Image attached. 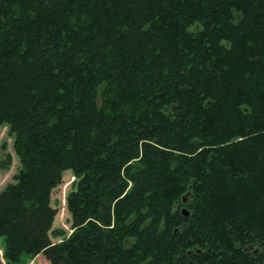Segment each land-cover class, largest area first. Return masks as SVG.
Wrapping results in <instances>:
<instances>
[{
    "label": "trees",
    "instance_id": "obj_1",
    "mask_svg": "<svg viewBox=\"0 0 264 264\" xmlns=\"http://www.w3.org/2000/svg\"><path fill=\"white\" fill-rule=\"evenodd\" d=\"M3 124L6 264H264V0H0Z\"/></svg>",
    "mask_w": 264,
    "mask_h": 264
},
{
    "label": "rangeland",
    "instance_id": "obj_2",
    "mask_svg": "<svg viewBox=\"0 0 264 264\" xmlns=\"http://www.w3.org/2000/svg\"><path fill=\"white\" fill-rule=\"evenodd\" d=\"M7 154L11 156V162L6 168L0 166V191L8 183L13 181V174L19 167L18 157L13 150V135L9 133V127L6 124L0 126V161ZM76 178L71 170L67 169L62 172L60 182L51 190L50 203L56 209V214L52 224V240L54 242L62 240L68 236L73 228L71 215L67 208V195L74 188ZM4 237L0 236V264H6L3 257ZM11 264H50L42 255H22L17 263Z\"/></svg>",
    "mask_w": 264,
    "mask_h": 264
},
{
    "label": "water",
    "instance_id": "obj_3",
    "mask_svg": "<svg viewBox=\"0 0 264 264\" xmlns=\"http://www.w3.org/2000/svg\"><path fill=\"white\" fill-rule=\"evenodd\" d=\"M185 214L187 215V214H188V212H185Z\"/></svg>",
    "mask_w": 264,
    "mask_h": 264
},
{
    "label": "crops",
    "instance_id": "obj_4",
    "mask_svg": "<svg viewBox=\"0 0 264 264\" xmlns=\"http://www.w3.org/2000/svg\"><path fill=\"white\" fill-rule=\"evenodd\" d=\"M38 255H40V254H38Z\"/></svg>",
    "mask_w": 264,
    "mask_h": 264
}]
</instances>
